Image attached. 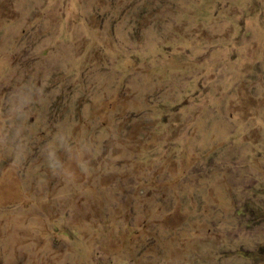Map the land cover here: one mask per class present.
Segmentation results:
<instances>
[{
  "label": "rangeland",
  "instance_id": "374dc122",
  "mask_svg": "<svg viewBox=\"0 0 264 264\" xmlns=\"http://www.w3.org/2000/svg\"><path fill=\"white\" fill-rule=\"evenodd\" d=\"M0 264H264V0H0Z\"/></svg>",
  "mask_w": 264,
  "mask_h": 264
}]
</instances>
